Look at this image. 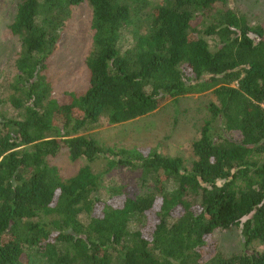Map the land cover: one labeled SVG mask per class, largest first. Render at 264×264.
I'll use <instances>...</instances> for the list:
<instances>
[{
    "label": "trees",
    "instance_id": "obj_1",
    "mask_svg": "<svg viewBox=\"0 0 264 264\" xmlns=\"http://www.w3.org/2000/svg\"><path fill=\"white\" fill-rule=\"evenodd\" d=\"M83 2L88 86L53 97L42 72ZM8 28L19 50L0 97V264H264V21L229 0H20ZM204 92L212 100L189 164L90 133ZM61 148L105 168L62 179L49 163ZM117 167L149 185L133 196L110 185L105 203L102 176ZM233 228L242 249L205 256L211 234Z\"/></svg>",
    "mask_w": 264,
    "mask_h": 264
},
{
    "label": "rangeland",
    "instance_id": "obj_2",
    "mask_svg": "<svg viewBox=\"0 0 264 264\" xmlns=\"http://www.w3.org/2000/svg\"><path fill=\"white\" fill-rule=\"evenodd\" d=\"M19 1L0 0V97L3 100L7 98V77L14 74L12 63L19 50V41L8 28ZM229 4L239 14L246 16L251 24L264 21V0H229ZM90 13L86 2L74 8L72 17L61 31L55 52L46 61L42 73L53 83V97L62 98L68 92L82 93L88 86L89 74L85 60L91 49L93 36ZM211 100L212 95L209 92L168 99L153 112L133 120L118 124H109L102 120L90 133L101 144L111 147L161 146L168 154L181 156L189 164L194 158L190 144L196 139L199 128L208 118L207 105ZM3 109L7 115L6 107L1 108L2 111ZM106 162L103 157L94 162H89L86 157L73 160L65 148H61L49 158V163L59 169L62 179L75 175L85 165H90L96 172L103 171ZM139 176V171L126 170L123 167L104 171L102 177L105 189L102 190V200L111 204L107 191L110 185L124 186L125 192L130 196L144 190L149 184L140 188ZM154 211L148 213L147 222L143 227L147 235L156 222ZM140 225L141 223L135 224V228ZM208 241L210 244L207 251L204 249L205 256L217 250L224 255L239 252L243 243L239 228L217 229ZM254 247L261 248L260 245Z\"/></svg>",
    "mask_w": 264,
    "mask_h": 264
}]
</instances>
